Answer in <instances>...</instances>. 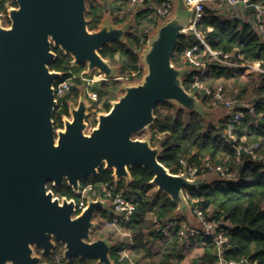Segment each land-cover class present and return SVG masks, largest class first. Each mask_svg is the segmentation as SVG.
I'll list each match as a JSON object with an SVG mask.
<instances>
[{"label":"water","instance_id":"water-1","mask_svg":"<svg viewBox=\"0 0 264 264\" xmlns=\"http://www.w3.org/2000/svg\"><path fill=\"white\" fill-rule=\"evenodd\" d=\"M8 8L9 26L0 22V208L12 210L7 217L0 211V264H47L57 243L63 258L96 259L98 264H116L110 257L114 244L107 237L92 239L98 211L112 213L101 198L89 199L76 215L75 201L52 200L46 183L60 189L65 182L79 191L82 182L96 177L99 169L113 171L116 184L131 182L130 168L142 166L153 174L151 183L177 205V213L191 221V206L185 189L209 185V177L188 178L187 173H172L159 161L160 145L153 146L148 131L156 120L158 104L170 102L211 121L196 93L186 90L183 78L190 73L178 67L172 57L180 38L188 34L194 13L184 0H176L175 13L156 27L140 54L144 66L140 81L121 86L123 93L111 102L109 111L98 114L97 124L88 131V102L81 91L78 104L70 103V116L60 128L53 114L58 107L54 84L64 75L49 64L59 48L71 56V65H86V74L97 69L104 77L100 85L121 79L120 66L100 52L106 45L124 42L130 24L115 25L105 16L96 30H90L88 1L98 0H15ZM21 213L15 214V210ZM9 210V211H10ZM17 224L18 245L10 251L2 242L4 227ZM40 251L34 255V248Z\"/></svg>","mask_w":264,"mask_h":264},{"label":"trees","instance_id":"trees-1","mask_svg":"<svg viewBox=\"0 0 264 264\" xmlns=\"http://www.w3.org/2000/svg\"><path fill=\"white\" fill-rule=\"evenodd\" d=\"M255 3L264 4V0H252ZM17 6L15 0H0V14H6L8 8ZM87 19L90 30H96L102 23L104 14H109L115 25L127 21L131 15L128 0H98L87 2ZM146 14L148 22H144ZM5 26L10 25L9 19L5 20ZM160 22L153 18L150 11L144 10L135 13V23L125 35L124 42H114L106 45L100 54L110 59L112 64H117V56H120L119 76L121 79L109 80L104 86L96 82L92 89L98 93L97 101H92V106L103 104L101 111H109L111 102L117 99L123 91V80L131 82L142 78L143 66L140 54L147 44L149 30L157 27ZM197 29L206 35L210 47L224 52H236L243 56L245 61L260 63L264 70V39L255 30L253 25L244 21L239 16L225 17L208 6ZM210 29V30H208ZM197 38L192 32L180 38L174 51L172 60L178 67L183 65L182 57L186 49L194 46ZM57 57L51 61V70L63 72L64 80L74 73L71 65V56L65 54L59 48H52ZM81 71L86 70V65H80ZM232 69L212 67L206 76L210 85L224 76H229ZM234 70V69H233ZM242 70L244 69H237ZM133 73L135 75H133ZM75 80L72 92L62 101L61 109L57 107L53 119L56 128L62 127L60 116L67 113L66 100L71 96L78 97L80 87L86 86V80L79 77ZM86 77V75L84 76ZM190 78H183L186 90L191 89ZM255 109L253 113L245 112L240 123L236 126L237 141L233 142L225 134V121L218 124L206 121L200 115L180 109L170 102H163L156 106V120L149 129L153 146L160 145L162 151L159 161L172 173H178L180 159H186L189 164H200L205 157H209L215 164L229 165L232 171L237 172L240 182L233 186L224 182H212L209 185L194 189H187L191 196L198 200V204L211 218L228 222L227 242L224 244L223 255L227 261H240L247 258L256 264H264V173L261 167L264 162V73H258L257 83L253 89ZM198 96V94L196 93ZM199 99L200 96H198ZM206 106L205 99H201ZM57 115L59 117L57 118ZM189 116V121H185ZM239 129H245L239 132ZM258 144L256 149L260 159H253L250 154L241 152L239 155L236 145ZM131 182L122 179L118 184L113 178V171L99 169L96 177H89L82 186L92 183L94 189L102 192L104 186H113L115 191L125 190L129 198L136 202V209L129 223L122 225V229L132 236L131 254L137 264H215L216 247L207 238L198 237L189 248L182 249L179 245L178 232L180 223L164 236L156 231L151 220V215L161 219H170L177 213V205L169 196L156 190L151 183L153 174L142 166L130 168ZM59 195L74 196L71 187L65 183L59 190ZM95 219L99 220V226H104L112 215L107 211H98ZM114 244L110 251V257L118 262L119 246ZM197 251L195 257L188 261V254ZM63 246L57 243V247L51 257H44L47 264H98L96 259L76 258L68 262L63 258Z\"/></svg>","mask_w":264,"mask_h":264},{"label":"built area","instance_id":"built-area-1","mask_svg":"<svg viewBox=\"0 0 264 264\" xmlns=\"http://www.w3.org/2000/svg\"><path fill=\"white\" fill-rule=\"evenodd\" d=\"M130 11L143 8V10L150 11L153 18L159 22L168 18L174 7L176 0H128ZM186 4L194 9L191 23L188 31L192 32L197 38V43L186 49L181 67H186L190 73L186 76L190 78L191 89L205 99L206 104L212 107L224 105L228 114L225 121V134L233 142L237 141L236 126L240 123L245 112L253 113L255 109V100H242L237 92L228 96L225 88L222 85H210L207 82L206 76L212 70V67H223L226 69H250L253 68L259 72H263L260 63L245 61L243 56L236 52H224L222 50H214L210 47L206 35L197 29V25L201 22L205 10L208 6L213 7L218 14L225 17L239 16L245 18L247 16L255 30L264 39V4L255 3L252 0H184ZM241 13H240V11ZM3 14H0V16ZM210 30V29H208ZM84 73V74H83ZM79 75L87 82L85 71ZM133 75H135L133 73ZM185 76V77H186ZM78 75L71 73L67 79L56 81L54 84L55 97L58 101V106L63 105L62 101L69 95L74 86ZM60 80V79H59ZM86 98L92 103L97 101L98 93L87 88ZM76 97L71 96L66 100L68 109ZM61 109V106L58 107ZM70 116V109L68 115L61 116L63 124L64 119ZM258 144L253 145H236L235 149L238 155L243 151L251 155L253 159H260L256 153ZM261 172L264 173V162L261 167ZM178 173H187L188 178L194 179L196 177H210L212 182H224L236 186L240 179L237 172L232 171L229 165L215 164L207 156L200 164H189L186 159H180ZM177 173V174H178ZM184 194L188 200L191 211V221L185 219L181 214H178L170 219H161L156 215H151V220L156 228V231L164 236L169 235L170 231L180 223L178 232L179 245L182 249H187L197 240L198 237L209 239L216 247V261L215 264H256L247 258L240 261H227L223 255L224 244L227 242V233L231 225L228 222H222L211 218V214L205 211L199 204L198 200L194 199L190 192L185 189ZM79 200L76 203V215H79L88 205L89 199L101 198L106 200L109 207L112 209V218L108 222L109 226L121 230L122 225L130 222L137 202L133 198H129L126 191L121 189L115 191L113 186H104L102 192L94 189V184L88 183L80 188L78 191ZM123 230V229H122ZM125 231V230H124ZM129 236V242L119 246L118 262L119 264H137L131 254L132 236L128 232H124Z\"/></svg>","mask_w":264,"mask_h":264},{"label":"rangeland","instance_id":"rangeland-1","mask_svg":"<svg viewBox=\"0 0 264 264\" xmlns=\"http://www.w3.org/2000/svg\"><path fill=\"white\" fill-rule=\"evenodd\" d=\"M111 0H109L110 2ZM176 4H177V1H175L174 3V7H173V11L171 13L170 16L174 15L175 13V9H176ZM144 11L143 8H138L136 9L135 11H131V15L129 16V18L127 19L126 23L130 24V28L129 30L131 29V27H133L134 23H135V13L136 12H142ZM105 16H110L109 14H104V17ZM146 19H145V23L148 22L146 20H148L149 18V15L146 14ZM8 19V14H3L0 16V22L2 23V25L5 26V20ZM156 31V28L155 27H152L150 30H149V35L150 34H154ZM188 31V30H187ZM189 33V31H188ZM120 56H117V64H115V66L119 67L120 66ZM114 65V64H113ZM181 67V66H180ZM87 70V69H86ZM86 70L85 73H86ZM84 71H81V67L80 65L77 66V67H74V73L77 75V74H82ZM145 71V68L143 66V72ZM258 73L259 71L253 69V68H250V69H245L244 71L242 70H231L230 71V75L229 76H224L222 77L221 79L217 80L214 82L215 85H222L224 88H225V91H226V94L228 96H231L233 95L235 92H237L236 94H238L240 96V98H242V100H251L254 98V93H253V89H254V85L255 83H257V80H258ZM84 74V73H83ZM87 79H90L88 82H86V86H81L80 87V93L81 91H84L86 92L87 88L89 90H92V87L93 85L96 83V82H100V80L104 77V75L99 72L97 69H95L92 74L90 75H87L85 74ZM140 81V78H137L135 79L134 81H130V80H123V83L125 84H129V83H135V82H138ZM121 93V92H120ZM119 93V94H120ZM118 94V95H119ZM200 96V95H198ZM201 98V96H200ZM78 99L79 97L76 99V101H74L75 105L78 104ZM87 102H88V105H89V108H88V116H87V123H88V131L87 132H90L92 130L93 127L96 126L97 124V117H98V114L100 112H103L101 111L102 110V107H103V104H99L97 106H92V103H90V101L86 98ZM206 109L210 110L213 114H212V117H211V121L218 124V122H221L223 119L226 118L227 114H228V110L227 108L224 106V105H219V106H216V107H212L210 105H206L205 106ZM185 121L188 122L189 121V116H185ZM245 131V129H239V132H243ZM149 135V132L148 131H143L142 133L140 134H137L135 137H138V138H145L146 136ZM210 178V177H209ZM212 179V178H210ZM94 221L97 223L96 224V228H94V230L92 229V239L96 238V237H107L113 244H117V247L118 246H121L122 244H125L127 242H129V236L128 235H125L124 234V230H119V229H116L112 226H109L107 223L110 222L111 220H108L104 226H99V220L95 219L94 218ZM116 247V248H117ZM197 254V251H193L192 253L188 254V261L195 257V255ZM140 264H143V263H140Z\"/></svg>","mask_w":264,"mask_h":264},{"label":"flooded vegetation","instance_id":"flooded-vegetation-1","mask_svg":"<svg viewBox=\"0 0 264 264\" xmlns=\"http://www.w3.org/2000/svg\"><path fill=\"white\" fill-rule=\"evenodd\" d=\"M78 97H79V95H78ZM78 97H76V99L78 98ZM76 99L74 100V101H76ZM74 101L72 102V103H74ZM75 104V103H74ZM57 109V108H56ZM56 109H55V111H56ZM55 111H54V113H55ZM69 114V109H68V106H67V113H63L62 115H68ZM54 115V114H53ZM61 115V116H62ZM61 116H60V119H61ZM59 117V115H57V118ZM65 183H67V182H65ZM64 183V184H65ZM84 182H82L81 183V186H80V188L82 187V184H83ZM63 187V186H62ZM61 187V188H62ZM71 187V186H70ZM60 188V189H61ZM80 188H79V190H80ZM71 189H72V191H73V193H74V196H72V197H68V196H66V195H59V194H57L56 192H55V190H59V189H57V188H55L54 186H53V183L51 182V181H48L47 183H46V193H49V192H52V200H54L55 198H58L59 200H60V202L62 201V199L65 197V198H67L68 200H70V199H73L74 201H75V209H76V203H77V201L79 200V196H78V192H75L74 190H73V188L71 187ZM110 208V207H109ZM111 209V208H110ZM10 209H6V208H4V209H2V208H0V211H1V214H4V215H6L7 217H5V218H2V220H7L8 218H9V216L10 215H8V214H11V213H13V212H11L12 210H10ZM108 212V211H107ZM15 214H19V213H21V211L18 209V210H15V212H14ZM97 213V212H96ZM109 213V212H108ZM110 214V213H109ZM108 224V223H107ZM94 228H96V226L94 227ZM94 228H93V230H94ZM3 229V232H2V234H1V237H2V242H3V244H5L6 245V247L10 250V251H13L14 250V248H13V246H14V244L16 243L17 245H18V238H19V232H18V230H19V227H18V224H17V231H16V234H15V242H14V239H13V234H12V230H13V221H11V223H9L6 227H4V228H2ZM93 231H91V237H93L92 236V233ZM97 238V237H96ZM95 239V238H94ZM33 248H34V246H33ZM34 255H39L40 256V251L39 250H37V249H35L34 248ZM43 258L44 257H42V261H41V263H43ZM6 263H8V264H12V261L11 260H7L6 261Z\"/></svg>","mask_w":264,"mask_h":264},{"label":"crops","instance_id":"crops-1","mask_svg":"<svg viewBox=\"0 0 264 264\" xmlns=\"http://www.w3.org/2000/svg\"><path fill=\"white\" fill-rule=\"evenodd\" d=\"M239 11H240V9H239ZM240 13H241V11H240ZM244 21H247V22H250V19L247 17V16H245V18H242Z\"/></svg>","mask_w":264,"mask_h":264}]
</instances>
